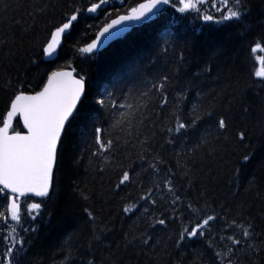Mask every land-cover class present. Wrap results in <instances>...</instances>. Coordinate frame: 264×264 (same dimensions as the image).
<instances>
[{
    "label": "snow or ice",
    "instance_id": "1",
    "mask_svg": "<svg viewBox=\"0 0 264 264\" xmlns=\"http://www.w3.org/2000/svg\"><path fill=\"white\" fill-rule=\"evenodd\" d=\"M108 4L109 0H82L77 6V0H73L58 21L45 26L43 40L36 45L28 61L37 67L48 65L42 72L30 77L17 66L13 77L5 68L0 89L10 90L11 94L0 112V264H40L27 259L32 237L39 232V222L44 218L45 209L57 200L66 186L71 197L89 205L82 208L89 238L81 264H117L118 258L113 257L121 249L123 253L131 249L133 254L148 255L159 245V241L154 239L157 226L167 229L173 223L179 224V230L174 233V238L169 239L173 249L181 252L180 264H241V259L246 264H264V213L253 215L251 206L244 203L234 209L224 204L217 206L207 199L206 193H201L195 201L185 195L191 191L193 183L192 168L189 167L191 157L205 149L209 155H214L222 148V141L229 139L234 141L236 157L230 181L235 187L234 195H238L244 186L242 169L256 158V146L250 142L249 126L239 127L232 114L235 110L248 115L250 105L244 90L234 88L229 93L231 98L227 100L226 107L221 106L218 100L222 93H217L205 104L209 92L204 89L203 78L212 75L213 66L206 64L201 67L198 62L192 64L197 71L190 72L183 81L172 83L181 70L187 69L185 52L194 47L191 40L180 38L189 17L202 22L196 29L198 32L210 31L214 25L242 24L249 13L247 0H134L124 10L125 14L115 6H110L111 10L105 8ZM120 8H123V3ZM48 9V3L33 5L32 11L27 13L32 23L21 25L22 31L29 32L35 28L37 16L45 15ZM88 13H102L105 19L112 15L116 18L100 27L90 43L76 49L78 53L95 55L102 38L115 40L133 24L152 21L155 27L157 21H164L160 25L159 51L166 55L171 47L177 52L174 72L148 81L143 65L129 64L116 74L119 78L126 72L138 77L137 84H151L147 91L139 92L138 99L144 103L137 105L140 109L137 124L133 123V112L122 111L133 106L120 103L130 98L136 84L128 91L105 86L98 92L94 105L84 111L90 88L87 74L72 67L71 61L52 66L81 17ZM14 23L20 25V20ZM86 27L92 28L93 25ZM178 41L179 47H173ZM10 45H15L14 37L0 36V49L4 50L0 56L5 65L16 56ZM258 50H264V36L251 46V52ZM256 59L260 65L254 72L257 79L246 82L245 89L259 94L264 92V55ZM172 92L175 93L172 97L175 103L165 115L163 110L169 108ZM150 94L158 97L160 111L154 110L145 118L144 113L151 104ZM146 121L151 122L147 132L143 130L147 126ZM74 124H81L86 130V147L79 152L66 144ZM261 128L264 131V121ZM165 148H171L173 152L166 155ZM85 153L90 158L89 167H92V159L103 158L107 163L109 156L120 157L118 162H112L115 181L112 176L108 177L109 190L115 198L130 185L139 189L134 203H126L125 197H120L121 213L128 217L142 209L144 230L124 231L122 225L118 230L114 218L104 220L91 206L93 193L80 173ZM181 158L184 163H181ZM257 170L261 174L259 179L264 180V159L257 164ZM93 171L103 178L105 167L97 166ZM149 173L155 180L145 185L140 178ZM87 174L85 168L84 175ZM185 181L187 187L184 186ZM257 183L254 171L246 179V184L252 188ZM258 219L260 223H257ZM116 232H119L118 241L113 236ZM193 242H203V250L192 249L189 259L182 250ZM164 254L171 255L167 248ZM70 256L71 252L67 251L59 264H68Z\"/></svg>",
    "mask_w": 264,
    "mask_h": 264
},
{
    "label": "trees",
    "instance_id": "2",
    "mask_svg": "<svg viewBox=\"0 0 264 264\" xmlns=\"http://www.w3.org/2000/svg\"><path fill=\"white\" fill-rule=\"evenodd\" d=\"M142 1V0H141ZM73 0H0V36L9 35L14 37L15 45L11 46L16 51V56L5 65L2 56H0V83L3 82L5 68L13 77L16 74L17 66L29 74L34 76L42 72L48 65L40 64L39 67L28 63L29 58L35 50L36 45L43 40L45 35V26L61 18V13L66 10V6L70 5ZM82 0H77V6ZM98 2V0H91ZM249 13L245 16L242 24L231 26L214 25L210 31H196L201 25V21L194 17H189V23L186 29L180 33V38H187L194 42V47L190 51L185 52L187 59L185 60L186 70H181L179 75L172 81L173 84L186 79L190 72L197 71L192 67L193 62H198L202 67L206 64L213 66L212 75L205 77L204 89L209 92L204 103L222 93L218 98L221 106H227V100L231 97L229 93L234 88L239 87L244 90L245 99L250 105L248 115L233 110V116L239 127L248 125L251 131V143L256 146V158L251 164L242 169L243 187L239 190L238 195H234L235 187L230 184L232 179L233 162L236 159L234 152V141L229 139L227 142L222 141V148L217 150L214 155L208 154V149L201 153H197L191 157L189 167L192 168L191 191L185 195L188 199L197 200L201 193H206L207 199L215 202V205L224 204L227 207L235 208L238 204L244 203L251 206L250 210L253 215L264 213V180H260V173L257 170V164L264 159V131L261 128V122L264 121V92L257 94L254 90L245 89V83L254 77V72L260 67L258 56L264 55V50L251 52V46L264 36V0H247ZM48 3L49 9L43 16H37L36 27L29 32H23L22 27L31 24L27 13L32 11L33 5H42ZM123 3V8H120ZM121 3H115L114 6L125 13L124 10L134 3V0H122ZM7 6V8H6ZM111 10L110 6L106 7ZM207 10V6H205ZM98 19H94V15L86 14L82 16L79 23L72 32L71 38L65 43L63 49L59 53V59L55 60L57 64L63 65L65 61H71V66L77 71H83L89 79V97L85 102L84 111L94 105L95 98L105 86L123 88L128 91L133 84L136 89L127 100H121L120 103L131 104L132 109H122V111L133 112V123L140 121L138 104L144 101L138 99L139 92L147 91L151 87L150 83L137 84L138 77L131 76L124 72L119 78L116 74L121 72L125 66L129 64H140L144 66L145 75L148 81H152L153 77L161 74H172L175 70V62L177 52L170 47L168 53L159 51L161 44L160 25L163 20L157 21L153 26L152 21L135 27L127 34L121 36L118 40L110 44L103 51L95 55L87 53H78L76 49L84 47L89 41L95 37V33L99 28L107 23L115 15L105 19L100 13ZM16 20H20V25L15 24ZM87 25H93L87 28ZM173 47H179V41ZM4 50L0 49V53ZM35 87V81L33 82ZM39 90V89H36ZM11 91L0 89V112L4 110V106ZM151 95V104L147 112L144 113L145 118L152 111H160L159 99L155 94ZM174 92L170 93L171 101L169 108L164 109L165 115L172 109L175 101L172 97ZM145 132L150 129L151 122L146 121ZM86 130L81 124H74L70 131L66 144L79 152L81 148H85L84 138ZM126 138V137H125ZM143 139V136H141ZM212 145H209L211 148ZM159 148V145H157ZM173 152L171 148H165L164 153ZM89 156L85 153L84 164L80 166L81 178L86 181V186L93 193L90 204L95 208L98 214L104 219L109 217L115 219L116 228L119 230L121 225L124 231L129 229L133 231H142L145 228V221L142 215V209L134 215L128 217L122 216V201L120 197H125L126 203H134V198L139 194V189L135 185L124 188L119 196L113 198L112 192L109 190L108 177L112 176L113 182L115 176L112 172L114 164L113 160L119 161L120 157L109 156L107 163L100 159H92L89 167ZM174 159V157H173ZM181 163L184 159L181 158ZM97 166L105 167L104 177L101 178L95 174L93 169ZM67 168V164H65ZM87 168L88 174L84 175ZM256 172L258 177L257 185L248 188L246 179ZM141 181L145 185H150L155 180L150 173L143 175ZM187 187V181L184 182ZM261 193L260 196L257 193ZM159 197V193L157 194ZM203 201H201L202 203ZM163 203V201H161ZM81 201L71 197L67 186L61 192L60 196L54 203H50L45 209L43 220L39 222V232L32 237V246L29 249L27 259L31 262L39 261L40 264H59L64 260L67 251L71 252L68 264H81L87 253V241L89 238L88 226L82 215V208L88 207ZM147 205H144L146 207ZM51 213V216H48ZM257 223H260L259 219ZM179 230V224L173 223L167 229L157 226L154 230V239L159 241L158 247L154 252L148 255L133 254L131 249L127 253H116L113 259H117V264H180L181 252L176 251L172 247L174 233ZM118 241L119 232L113 233ZM110 239L113 237L110 236ZM2 247V245H0ZM171 255H165V249ZM192 249L203 250V242H193L187 244L182 251L186 252L188 258H191ZM159 254V255H157ZM241 264L246 261L241 259Z\"/></svg>",
    "mask_w": 264,
    "mask_h": 264
},
{
    "label": "water",
    "instance_id": "3",
    "mask_svg": "<svg viewBox=\"0 0 264 264\" xmlns=\"http://www.w3.org/2000/svg\"><path fill=\"white\" fill-rule=\"evenodd\" d=\"M115 19V18H113ZM110 22V21H109ZM139 24H133L132 27L129 29L131 30L133 27L137 26ZM128 30V31H129ZM127 31V32H128ZM126 33V32H125ZM119 38V37H118ZM118 38H116L115 40H117ZM95 39V38H94ZM115 40H105L104 38H102L101 44L100 46L95 50V52L101 51L103 49H105L107 46H109L112 42H114ZM90 43V42H89Z\"/></svg>",
    "mask_w": 264,
    "mask_h": 264
}]
</instances>
